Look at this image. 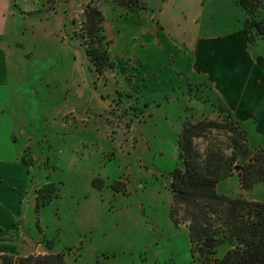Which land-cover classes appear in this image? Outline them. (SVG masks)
<instances>
[{
	"label": "rangeland",
	"instance_id": "obj_1",
	"mask_svg": "<svg viewBox=\"0 0 264 264\" xmlns=\"http://www.w3.org/2000/svg\"><path fill=\"white\" fill-rule=\"evenodd\" d=\"M58 1L55 13L54 8L47 9L44 31L32 33L40 12L13 28L15 39L19 38L13 56L19 70L14 85L22 100V124L17 130L25 133L18 144L26 141L22 158L36 172L35 178L45 182L34 192L35 199L52 185L53 193L43 191L45 196L52 194V200L42 208L60 203L53 214L37 215L40 223L34 230L39 239L24 252L31 253L25 258L61 254L66 264H193L188 223L176 225L171 217V173L181 163L178 140L184 124L207 120L228 125L218 113L225 104L200 78L190 81L187 91L177 85L169 93L138 98L120 86L115 72L98 78L80 36L86 7L91 4L106 12L111 5L116 19L150 11L142 1L140 8L130 5V11L118 0ZM221 2L215 17L218 24L245 29L248 19L257 25L250 26L249 48L260 60L255 76L259 82L258 77H264V0L245 11L246 20L241 22L231 0ZM32 5L33 11L42 7L34 0ZM76 65L88 70L83 74ZM78 80L84 84L79 89L74 85ZM249 92L244 82L224 95L253 157L264 154V107L257 102L264 100V86L253 87L256 101ZM233 139L245 144L227 129H211L195 141V148L201 155L216 151L230 157ZM232 174L220 184L221 195L264 201V182L248 191L241 187L238 170ZM227 251V246H220L217 258L223 259Z\"/></svg>",
	"mask_w": 264,
	"mask_h": 264
},
{
	"label": "crops",
	"instance_id": "obj_2",
	"mask_svg": "<svg viewBox=\"0 0 264 264\" xmlns=\"http://www.w3.org/2000/svg\"><path fill=\"white\" fill-rule=\"evenodd\" d=\"M141 1L150 11L147 15L116 19L111 15L116 12L111 5L105 12L120 86L138 98L166 94L177 85L187 91L189 82L200 78L234 116L233 106L224 93L245 82L247 91L250 89L248 95L256 101L253 87L264 86V77H258L262 82L255 80L260 60L250 53L241 25L230 29L217 23L215 17L221 0H161L159 4L155 0ZM34 3L41 9L32 10L33 0H0V257L15 259L31 255L24 252L36 246L39 236L34 227L36 222L40 223L37 215L41 217L46 211L53 214L60 205L52 202L48 208H37L34 192L45 182L35 178L36 172L22 158L26 141L18 144L25 133L17 130L18 124H22V100L18 85H14L19 70L14 66L13 56L19 38L15 39L13 28L15 23L25 24L32 13L40 12L42 15L34 21L38 26L33 32L29 30L33 34L44 31L47 9L52 7L55 13L59 5L57 0H34ZM231 6L238 20L245 21L246 12L236 0H231ZM76 68L83 74L88 70L85 65ZM81 83L78 80L74 85L79 89L84 86ZM85 85L87 89L90 86ZM257 102L264 107V100ZM262 116L264 119V111ZM69 194L70 198L75 197L72 192Z\"/></svg>",
	"mask_w": 264,
	"mask_h": 264
},
{
	"label": "trees",
	"instance_id": "obj_3",
	"mask_svg": "<svg viewBox=\"0 0 264 264\" xmlns=\"http://www.w3.org/2000/svg\"><path fill=\"white\" fill-rule=\"evenodd\" d=\"M259 1L237 0V4L247 12ZM118 2L130 11L133 5L140 8L141 0ZM84 13L80 36L84 39L83 45L93 72L101 78L106 72H115L116 69L112 57L113 41L106 28V14L102 7L91 4ZM249 22L247 19L245 32L248 42H251L250 26L257 25ZM218 111L228 120V125L207 120L184 124L178 140L181 163L171 173V217L176 225L188 223L193 264H264V201L233 198L219 193L220 184L230 178L236 169L241 187L245 190H252L258 183L264 182V154L249 157L252 152L247 145L246 133L234 121L232 112L225 105L219 106ZM211 129H227L244 139L245 144L233 139L230 157L216 151L201 155L195 148V141L206 137ZM45 190L49 193L55 191L54 186L50 185L38 192V209L52 200V194L43 195ZM220 246L228 247L223 259L217 258ZM16 261L22 264H66L61 254L40 258L0 257L1 264H15Z\"/></svg>",
	"mask_w": 264,
	"mask_h": 264
}]
</instances>
